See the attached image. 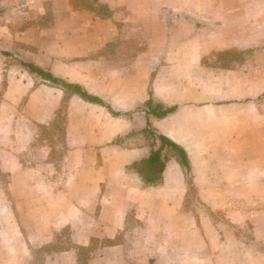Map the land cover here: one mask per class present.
<instances>
[{
	"label": "crops",
	"instance_id": "crops-1",
	"mask_svg": "<svg viewBox=\"0 0 264 264\" xmlns=\"http://www.w3.org/2000/svg\"><path fill=\"white\" fill-rule=\"evenodd\" d=\"M98 2L53 0L49 28L26 33L4 6L1 36H39L24 61L96 101L2 66L0 264H31L47 245L57 264L80 263L145 199L264 198V0Z\"/></svg>",
	"mask_w": 264,
	"mask_h": 264
},
{
	"label": "rangeland",
	"instance_id": "rangeland-1",
	"mask_svg": "<svg viewBox=\"0 0 264 264\" xmlns=\"http://www.w3.org/2000/svg\"><path fill=\"white\" fill-rule=\"evenodd\" d=\"M76 2L82 9L98 10V0ZM5 5L13 16L10 28L24 33L34 27L48 29L53 18V0H0V22ZM17 9L27 16L24 22L16 19ZM36 34H27V42L0 33V72L2 66L29 59L33 38L40 43ZM189 195L178 208L172 200L169 207H160L148 199L149 206L132 207L126 228L81 248L77 264H264V198L203 199L194 197L193 190ZM61 233L58 250L68 246V232ZM43 249L31 264L56 259L50 255L53 246ZM54 259L51 264H57Z\"/></svg>",
	"mask_w": 264,
	"mask_h": 264
},
{
	"label": "trees",
	"instance_id": "trees-1",
	"mask_svg": "<svg viewBox=\"0 0 264 264\" xmlns=\"http://www.w3.org/2000/svg\"><path fill=\"white\" fill-rule=\"evenodd\" d=\"M93 8V7H91ZM8 54V52H4L3 54ZM22 65H24V67H26L30 72L32 73H36L38 74L39 76H42L44 79H47L48 81L50 82H53V83H59L61 82L62 85L64 87H73L74 90L80 94L83 98L87 99V100H90V101H96V98L90 96L87 94V92L85 90H83L82 88H80L79 86H73L71 84H68L67 82L53 76V75H50V73H46L41 67L37 66V65H33L32 63H27V62H20ZM99 101V100H98ZM160 109V110H159ZM174 110V108L170 107V108H166L164 110L161 109V107H159L156 111H154V114L158 117H161V116H165L167 115L168 113L172 112ZM153 140H154V143H155V140H156V136H155V133L153 134ZM163 141H165V138H163ZM170 144H172L170 141H168ZM156 154H159L158 152H155V155H154V159H153V162L156 161L157 159H159L158 155ZM186 165H188L187 161L185 162ZM164 165H165V162H163V167H161V171L163 170L164 168Z\"/></svg>",
	"mask_w": 264,
	"mask_h": 264
}]
</instances>
